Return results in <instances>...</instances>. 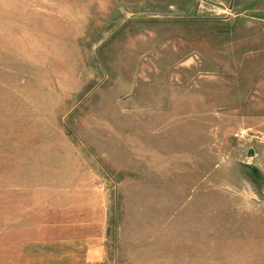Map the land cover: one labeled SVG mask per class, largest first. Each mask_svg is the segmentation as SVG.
I'll list each match as a JSON object with an SVG mask.
<instances>
[{
    "label": "rangeland",
    "instance_id": "obj_1",
    "mask_svg": "<svg viewBox=\"0 0 264 264\" xmlns=\"http://www.w3.org/2000/svg\"><path fill=\"white\" fill-rule=\"evenodd\" d=\"M0 264H264V0H0Z\"/></svg>",
    "mask_w": 264,
    "mask_h": 264
}]
</instances>
